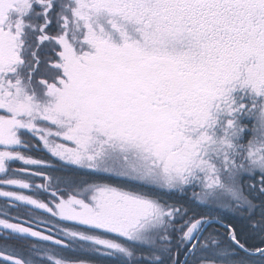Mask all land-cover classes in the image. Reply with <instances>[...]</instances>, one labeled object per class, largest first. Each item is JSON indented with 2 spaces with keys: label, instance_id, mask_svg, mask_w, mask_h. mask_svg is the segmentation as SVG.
<instances>
[{
  "label": "snow or ice",
  "instance_id": "6c2138e0",
  "mask_svg": "<svg viewBox=\"0 0 264 264\" xmlns=\"http://www.w3.org/2000/svg\"><path fill=\"white\" fill-rule=\"evenodd\" d=\"M0 264H264V0H0Z\"/></svg>",
  "mask_w": 264,
  "mask_h": 264
}]
</instances>
